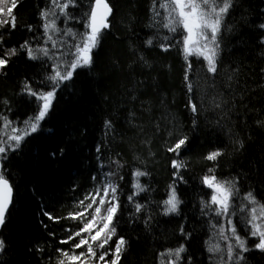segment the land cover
<instances>
[{
  "label": "snow or ice",
  "instance_id": "6c2138e0",
  "mask_svg": "<svg viewBox=\"0 0 264 264\" xmlns=\"http://www.w3.org/2000/svg\"><path fill=\"white\" fill-rule=\"evenodd\" d=\"M18 4L19 0H0V76L8 74L12 58L21 54L27 60L37 62L42 71L35 82L28 78L22 80L15 93L26 96L34 105L31 114L23 120L10 118L12 101L7 96L0 97V230L5 228L13 202V183L8 178L6 166L9 156L17 153L28 137L42 130V123L52 110L57 92L71 86L78 69L93 67L94 51L99 48L104 34L111 31L110 18L114 15V6L109 0H46L42 7L38 6L39 23L24 25L32 36L18 46H5V35L17 28L14 9ZM149 13L147 27L156 31L144 40V46H155L168 52L179 45L185 64L183 79L186 92H194V83L198 90L199 105L191 95L185 104L193 116L192 128L197 127L195 117L202 112H215L218 118L214 124L224 131L231 148L230 153L229 146L214 148L203 156V160L211 162V166L200 176L201 185L211 191L206 194L207 199H199L201 215H209L214 221L209 222L213 241L206 249L210 264H248L249 253L258 251L264 254V192L253 185H249L243 194L241 192L244 182L252 175L259 176V184L264 185V158L249 161L247 168L235 175L218 177L216 171L221 158L244 154L250 137L243 136L241 130L255 127L264 131V66L259 68L256 86L252 87L243 62L226 63L223 53L227 49V36L247 28L248 34L254 37L257 57L264 60V10L253 19L251 11L245 7V0H159V3L152 0ZM161 28L166 29L168 34H161ZM129 52L132 56L128 64L130 73L134 75L137 66L151 68V62L138 46L130 43ZM192 58L206 73L203 84L199 78L195 82L190 79L193 75ZM249 71L252 69L249 68ZM143 84V80L134 79L128 89V101H139L140 110L137 112L134 107H128L126 122L135 130L137 137H143L140 143L150 151L152 138L145 135V128L151 123L159 131L160 124L151 120L152 101L139 98ZM160 103L163 104L164 100L161 99ZM145 116L149 118L147 121ZM167 118L172 127L168 130L170 139L165 141V150L174 155L170 159L172 179L163 200H152L150 186L140 182V178L150 177L151 173L146 163L135 154V145L130 144L134 160L140 161L143 166L131 169L130 191L125 197L132 210L129 222L140 220L146 230L151 227L153 203L163 216L180 215L184 201L178 187L188 183L182 173L190 169V137L171 117ZM104 128L105 136L115 132L111 119L105 120ZM173 135L176 138L171 140ZM59 151L63 155L64 150L61 148ZM100 151L98 146L96 152L99 154ZM51 155L54 157L56 153ZM126 164L127 161L109 158L108 170L102 172L100 179L96 175L90 177L92 187L75 199L65 215L54 216L50 211L43 212L54 223L61 220L71 222L63 227V235L58 241L68 247L55 249V264H120L128 246V240L117 231L118 214L122 216L121 197L124 190L121 182ZM99 167L103 169L105 165L101 163ZM72 190L75 191V186ZM142 200H147V203ZM44 227L47 228V225ZM179 233L185 240L191 237L183 225ZM49 235L54 237L56 233L50 232ZM9 250L8 239L0 235V256H7ZM29 250L40 254L46 251L41 245ZM158 260L159 264H201L195 261L194 256L188 255L184 243L160 252ZM0 264L3 262L0 261Z\"/></svg>",
  "mask_w": 264,
  "mask_h": 264
},
{
  "label": "trees",
  "instance_id": "16d2710c",
  "mask_svg": "<svg viewBox=\"0 0 264 264\" xmlns=\"http://www.w3.org/2000/svg\"><path fill=\"white\" fill-rule=\"evenodd\" d=\"M45 2L46 0H19L18 7L14 9L17 28L5 35V46H18L32 36L24 25L39 23L38 6L42 7ZM151 2L152 0H109L114 6V15L110 18L112 28L104 34L99 48L94 51L93 67L78 69L71 86L57 92L52 110L42 123V130L28 137L21 149L9 156L6 166L8 178L13 183L14 197L5 228L0 234L10 244L9 254L0 256L3 264H55V249L68 247L60 245L58 241L63 235V227L71 222L61 220L54 223L43 212L50 211L54 216L65 215L75 199L92 187L90 177L96 175L100 179L102 172L108 170L109 158L127 161L122 172L124 195L121 197L122 216L118 214L117 231L128 240V246L120 264H159L160 252L181 243L186 245L188 255L194 256L195 261L210 264L206 249L208 243L213 241V230L209 222L214 221L209 215H201L199 199H207L206 194L211 191L200 183V176L211 166V162L203 160V156L214 148L229 146V141L224 131L214 124L218 118L215 112H202L195 117L197 127L192 128L193 116L185 104L190 95L198 105L200 101L195 83L194 92H186L183 79L185 64L179 45L168 52L155 46H144V40L156 31L147 27ZM245 7L251 11L252 18L256 19L264 10V3L263 0H245ZM161 14L163 15L162 10ZM248 33L249 30L243 28L234 35L229 34L223 56L226 63L242 61L248 83L255 87L257 72L264 66V60L257 57L254 37ZM161 34H168L167 30L161 28ZM130 43L138 46L147 56L151 62L150 69L137 66L134 75L130 73ZM192 59L193 75L190 79L195 82L199 78L203 84L206 73L200 63L195 58ZM41 71L37 62L29 61L21 54L12 58L8 74L0 76V97L7 96L12 101L13 112L9 114L10 118L23 120L31 114L34 105L29 98L15 93L22 80L28 78L35 82ZM134 79L144 81L140 86L139 98L152 101L151 120L160 124L159 131L151 123L145 128V135L152 138L150 151L148 147L141 145L143 137H137L135 130L126 122L128 107H134L137 112L140 110L139 101L130 103L127 98ZM161 99L164 100L163 104L160 103ZM167 117H171L180 126V130L190 137V169L182 173L188 183L178 187L184 201L180 215L163 216L153 203L151 227L146 230L140 220L129 222L132 210L125 197L130 191L131 169L143 166L140 161L134 160L130 144L135 145V154L146 163L147 170L151 173L150 177L140 178V182L150 186L152 191L149 196L152 200H163L172 179L170 159L174 155L165 150V141L170 139L168 130L172 127V122ZM108 119L114 122L115 132L105 136L104 122ZM144 119L147 121L149 118L145 116ZM241 134L250 137L246 141L244 154L221 158L216 171L218 177L235 175L246 169L249 161L264 158V131L251 127L241 130ZM175 138L173 135L171 140ZM98 146L101 149L99 154L96 152ZM61 148L64 150L63 155H60ZM53 152L56 153L54 157L51 155ZM228 152H231L230 146ZM101 163L105 165L103 169L99 167ZM259 179V176L252 175L244 182L241 194L249 185L264 192V185L259 184ZM74 186L75 191L72 190ZM142 202L147 203V200ZM45 224L47 228L44 227ZM181 225L186 232L191 233L190 238L185 240L180 236ZM50 232H55L56 235L50 236ZM37 245L44 246L45 253L29 250ZM248 256V264H264V254L253 251Z\"/></svg>",
  "mask_w": 264,
  "mask_h": 264
},
{
  "label": "water",
  "instance_id": "95a60500",
  "mask_svg": "<svg viewBox=\"0 0 264 264\" xmlns=\"http://www.w3.org/2000/svg\"><path fill=\"white\" fill-rule=\"evenodd\" d=\"M13 197H14V191H13ZM13 203V202H12ZM12 206V205H11ZM11 206L9 208V210L11 209ZM2 230H0V234H1Z\"/></svg>",
  "mask_w": 264,
  "mask_h": 264
},
{
  "label": "bare ground",
  "instance_id": "6f19581e",
  "mask_svg": "<svg viewBox=\"0 0 264 264\" xmlns=\"http://www.w3.org/2000/svg\"><path fill=\"white\" fill-rule=\"evenodd\" d=\"M263 3H264V0H263Z\"/></svg>",
  "mask_w": 264,
  "mask_h": 264
}]
</instances>
